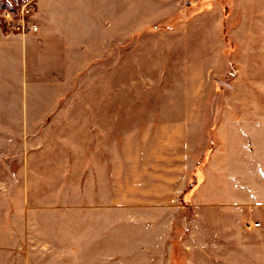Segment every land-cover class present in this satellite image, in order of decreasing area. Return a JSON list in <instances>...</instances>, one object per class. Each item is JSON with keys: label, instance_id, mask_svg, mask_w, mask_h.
Masks as SVG:
<instances>
[{"label": "rangeland", "instance_id": "374dc122", "mask_svg": "<svg viewBox=\"0 0 264 264\" xmlns=\"http://www.w3.org/2000/svg\"><path fill=\"white\" fill-rule=\"evenodd\" d=\"M262 177L264 0H0V264H264Z\"/></svg>", "mask_w": 264, "mask_h": 264}, {"label": "built area", "instance_id": "2783aa9c", "mask_svg": "<svg viewBox=\"0 0 264 264\" xmlns=\"http://www.w3.org/2000/svg\"><path fill=\"white\" fill-rule=\"evenodd\" d=\"M3 16L7 19H11L9 12H4ZM32 29H33V31H37L36 26H34V28H32ZM262 226H263V224L261 221H257V222L250 221L246 224V228H248V229H258Z\"/></svg>", "mask_w": 264, "mask_h": 264}, {"label": "crops", "instance_id": "0c3cea01", "mask_svg": "<svg viewBox=\"0 0 264 264\" xmlns=\"http://www.w3.org/2000/svg\"><path fill=\"white\" fill-rule=\"evenodd\" d=\"M261 179V181H262V183H263V185H264V177H262V178H260Z\"/></svg>", "mask_w": 264, "mask_h": 264}]
</instances>
